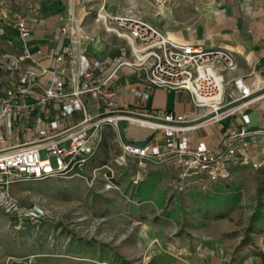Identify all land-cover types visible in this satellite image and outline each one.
<instances>
[{"label": "built area", "instance_id": "obj_1", "mask_svg": "<svg viewBox=\"0 0 264 264\" xmlns=\"http://www.w3.org/2000/svg\"><path fill=\"white\" fill-rule=\"evenodd\" d=\"M75 5V0H66L67 24L59 28L57 42L34 53L23 46L30 67L0 96V211L19 225L36 224L44 216L42 208L21 204L12 194L13 185L79 176L94 153L86 155L87 147L96 149L102 129L122 123L151 132L143 146L122 142L121 154L114 160L118 167L133 161L137 168L133 183L142 179L149 165L163 164L175 167V188L182 191L194 186L207 190L231 180V166L250 158L249 118L244 110L264 97L244 76L225 80L224 72L235 68L232 54L218 47L173 40L148 20L110 15L100 6L95 20L123 44L115 56L92 58L87 43L93 37L84 29ZM93 10L88 5L84 15ZM14 18L16 32L25 40L29 28L20 15ZM123 67L140 75L147 90L136 95L144 102L154 88L186 91L200 115L188 119L174 113L121 110L113 84ZM254 75L252 67L247 76ZM230 118H239L241 125H226L225 135L213 148L189 144L188 132L204 123L223 125ZM103 167L102 190L117 189L110 180L113 170Z\"/></svg>", "mask_w": 264, "mask_h": 264}, {"label": "rangeland", "instance_id": "obj_2", "mask_svg": "<svg viewBox=\"0 0 264 264\" xmlns=\"http://www.w3.org/2000/svg\"><path fill=\"white\" fill-rule=\"evenodd\" d=\"M196 4L185 3L197 21ZM182 6L178 0H138L137 8L128 11L168 36L179 37L183 36L178 32L183 26L180 21L190 17ZM14 21V17L0 21V96L30 67ZM255 21L260 19L243 17L245 24ZM109 37L112 45L122 46L119 39ZM225 50L234 57L231 50ZM122 128L102 129L101 144L79 176L13 185L12 194L20 203L38 205L44 216L36 224L19 225L0 211V264H148L153 258L148 251L158 238L189 237L220 215L233 225L228 236L236 238L232 254L237 257L228 263L243 257L242 248L252 245L253 234L259 232L256 226L264 227L262 217L252 220L255 211L262 210L264 215V143L259 152H250L248 160L231 166L228 182L210 185L207 190L194 186L182 191L175 188L172 164L148 172L149 165L148 173L137 183H133L137 169L133 161L123 167L115 165L121 154L117 141ZM50 160L54 165V159ZM105 165L113 170L110 180L117 189L102 190ZM146 236L149 244L143 240ZM125 246L132 252L123 253Z\"/></svg>", "mask_w": 264, "mask_h": 264}, {"label": "crops", "instance_id": "obj_3", "mask_svg": "<svg viewBox=\"0 0 264 264\" xmlns=\"http://www.w3.org/2000/svg\"><path fill=\"white\" fill-rule=\"evenodd\" d=\"M75 1V12L79 20H82L84 29L93 37L92 41L87 43L88 55L92 58L101 59L106 56H115L118 53V46L110 42L109 36L111 38L113 36L104 32L95 20V11L98 7L101 6L110 15L145 19L128 11L137 8L138 0ZM186 1L197 3L194 6L198 12L197 21L194 19L196 15H191L187 8L188 5H185ZM178 2L183 5L186 14L190 17L180 21L183 26H179L178 32H181L183 36L169 37L179 42H193L205 47H221L231 50L234 53L236 67L224 72L225 80L231 81L234 78L248 75L250 69L255 67V75L247 77L245 81L253 83V87L258 84L259 92L264 93V41H262L264 38V0H178ZM65 5L66 0H0V21L20 15L29 28L28 37L25 40L20 39V42L27 47L30 53H34L38 49L46 50L48 45L57 42L59 28L67 24ZM88 5H93L94 10L85 16L84 11ZM243 17L260 19V22L245 24ZM69 24L74 26L72 23ZM230 86L232 87V84ZM113 87L117 93L121 110L138 114L174 113L185 115L188 119H194L200 115L186 91H164L154 88L144 102L136 93L147 90L146 86L140 75L128 67H123L118 71V79ZM244 113L249 118L247 129L250 132L251 151L259 152L264 143V97L247 107ZM229 124L238 127L241 125V120L239 118L226 119L223 125L204 123L198 130L188 132L185 136L192 147L203 143L206 147L213 148L225 135V127ZM122 126V137L120 141H117L119 148L122 142L147 141L150 138L151 132L146 128L127 123H122ZM96 149L90 145L85 153L86 155L92 151L95 153ZM158 166L150 165L148 172ZM148 172L145 171V175ZM224 218H216L215 221L194 230L189 237L158 238V243L148 251L153 255L148 264H206L207 262L227 264L231 258L237 257V253L232 254L236 238L228 236L233 230V225ZM253 236L252 245L243 247L240 253L243 257L237 258L234 262L231 261L232 264H264V228L260 227L259 232ZM143 240L147 244L150 242L147 236L143 237ZM122 250L123 253L132 252L128 246L123 247ZM252 250L255 253H251ZM71 264L75 263L72 261Z\"/></svg>", "mask_w": 264, "mask_h": 264}, {"label": "trees", "instance_id": "obj_4", "mask_svg": "<svg viewBox=\"0 0 264 264\" xmlns=\"http://www.w3.org/2000/svg\"><path fill=\"white\" fill-rule=\"evenodd\" d=\"M261 211H262V210H261ZM261 211H259V210H258V211H255V213H254V215H253V219H252L253 222H254L255 219H257L258 217H262V218H263V222H262V224H264V217H263L264 215L261 214ZM220 217H221V215H220ZM220 217H218V218H220ZM253 225H254V224L252 223V225H251L250 228H253ZM260 225H261V224H259V225L256 226V228H257L258 230L260 229ZM263 228H264V227H263ZM254 253H255V252H254Z\"/></svg>", "mask_w": 264, "mask_h": 264}, {"label": "water", "instance_id": "obj_5", "mask_svg": "<svg viewBox=\"0 0 264 264\" xmlns=\"http://www.w3.org/2000/svg\"><path fill=\"white\" fill-rule=\"evenodd\" d=\"M144 144H145L144 141H138L134 143V145H138V146H143Z\"/></svg>", "mask_w": 264, "mask_h": 264}]
</instances>
